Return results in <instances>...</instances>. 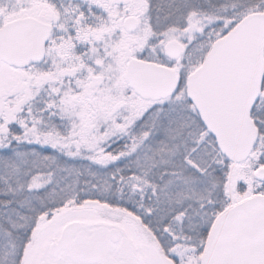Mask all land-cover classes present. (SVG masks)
I'll return each mask as SVG.
<instances>
[{
  "label": "snow or ice",
  "instance_id": "obj_1",
  "mask_svg": "<svg viewBox=\"0 0 264 264\" xmlns=\"http://www.w3.org/2000/svg\"><path fill=\"white\" fill-rule=\"evenodd\" d=\"M0 264H264V0H0Z\"/></svg>",
  "mask_w": 264,
  "mask_h": 264
}]
</instances>
